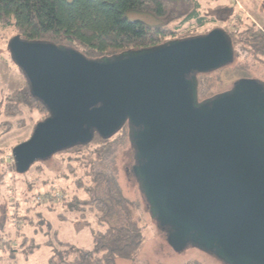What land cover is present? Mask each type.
I'll return each instance as SVG.
<instances>
[{
  "label": "water",
  "instance_id": "1",
  "mask_svg": "<svg viewBox=\"0 0 264 264\" xmlns=\"http://www.w3.org/2000/svg\"><path fill=\"white\" fill-rule=\"evenodd\" d=\"M7 50L48 113L12 148L16 172L126 125L132 174L173 251L264 264V82L198 97V76L234 60L225 29L98 58L19 34Z\"/></svg>",
  "mask_w": 264,
  "mask_h": 264
},
{
  "label": "rangeland",
  "instance_id": "2",
  "mask_svg": "<svg viewBox=\"0 0 264 264\" xmlns=\"http://www.w3.org/2000/svg\"><path fill=\"white\" fill-rule=\"evenodd\" d=\"M199 1L205 6L204 10L215 18V21H210L200 27L194 35L206 33L215 27H221L227 32L232 30L238 33L243 25H247L250 21L264 25V0H237L240 4L238 8L233 3L234 0H223L228 4L227 9L225 8L223 12L214 11L211 8L214 5L212 2ZM230 7L238 10L236 15L238 18L235 16L228 21L227 13L229 11L227 10ZM220 17L225 18L220 20ZM236 18L242 20V26L239 29ZM145 20L153 22L149 18H145ZM16 34L15 28L0 25V236L2 240H9L8 232H10L12 236H9L14 239L18 229L23 231L28 229H24L20 225V221L17 222L14 217L15 213L17 216L32 215L34 219H31L33 221V232L31 233L34 234V240L40 244V247L28 257H23L19 251V253L4 251L0 247V264H46L52 247L45 241L53 240L54 233L61 241L89 249L95 241L92 230L103 231L107 226L117 228L126 226L125 214L118 201L108 192L105 181L107 179L113 181L122 195L135 204L137 213L141 218L142 229L146 235V241L135 258H118L116 264H187L188 262L223 264L212 255L195 247L189 246L178 253L168 245L164 232L149 216L144 198L132 174L133 151L127 136L126 126L109 139L100 158L95 157V151L99 146L98 142L95 141L84 147L56 153L46 160L36 161L24 173L15 171L11 156L12 148L27 140L35 124L47 117L46 111L39 104L30 107L20 105L21 114L13 118L6 117L3 113V108L8 103V95L14 90L23 89L26 85L23 74L14 64L7 50L8 40ZM243 37L240 36V38ZM234 39L237 43L233 45L235 53L233 62L227 67L198 76L199 99L228 90L233 82L241 77L256 78L264 82V57L260 55L257 57L254 53L252 55L248 48L243 46V42L239 41V38L234 37ZM5 121L12 122L13 127L5 130V128L12 126L2 123ZM97 175L103 177V180ZM44 186L49 189L64 188L66 201L56 211L44 210L41 212L42 217H36V211L39 208L43 209V207L32 210L27 209V206L31 207L30 205L34 204L31 196L35 192L43 193ZM89 187H93L95 195L104 199L108 204V211L103 217L104 227L102 228L96 223L95 216L89 213L88 208L87 210L82 209L85 210L84 214L87 217L78 220L76 215H81L79 214L80 211L74 212L69 208L70 203H74L75 197H87L86 188ZM75 208L81 209L78 205ZM59 213H63L64 216L67 215V219L61 218ZM7 214L13 216L5 218ZM76 220L80 221L78 225L75 223ZM87 221L91 223V228L88 226L87 228L79 227Z\"/></svg>",
  "mask_w": 264,
  "mask_h": 264
},
{
  "label": "trees",
  "instance_id": "3",
  "mask_svg": "<svg viewBox=\"0 0 264 264\" xmlns=\"http://www.w3.org/2000/svg\"><path fill=\"white\" fill-rule=\"evenodd\" d=\"M207 2H212L214 5L211 8L218 12H223L228 6L223 0H206L205 3ZM233 3L237 8L240 6L237 0ZM204 7L199 0H0V25L15 28L17 34L23 39L64 44L77 49L89 58H98L125 50L155 46L177 37L192 36L200 27L210 21H215V18L209 15ZM227 11H229L228 21L235 18L238 13L236 8L231 7ZM143 17L153 22H148ZM223 18L225 17H220V20H224ZM236 24L239 29L242 26V20H237ZM227 33L233 45L237 43L234 37L239 38V41L243 42V46L247 47L252 55L264 57V25L259 26L256 22L250 21L247 25L244 24L238 33L232 30ZM243 34H246L245 37ZM8 96V103L3 108L6 117L13 118L21 114L20 105L30 107L39 104L44 108L30 95L27 83L23 89L14 90ZM44 110L47 113L45 108ZM2 123L12 125L5 130L13 127L10 121ZM122 128L119 131H122ZM109 139H102L96 134L93 140L86 145L98 142L95 157L100 158ZM99 178L103 180V177ZM105 181L109 194L118 201L125 214L127 225L120 228L107 226L103 231L92 230L95 241L89 249L61 241L54 233L53 240L45 241L52 247L46 264H116L118 258L133 259L138 255L146 241V235L142 229L137 208L132 201L122 195L113 181L110 179ZM54 189L63 194L62 202L50 201L44 206L40 203L31 205L29 203L31 207L27 206V209L36 210L43 207L45 210L56 211L61 204L65 203L66 194L64 188L61 187L49 189L46 186L45 192L51 193L56 191ZM86 191L88 192L87 197H75L74 203H70L69 208L74 212L80 211L81 215H76L77 220L87 217L84 212L88 208L89 213L95 216L96 223L102 228L108 204L104 199L95 195L93 187L86 188ZM38 194L41 193L35 192L31 198ZM76 205L81 209L75 208ZM39 209L42 210V208ZM39 209L36 211V217H42ZM58 215L67 219V215L64 216L63 213ZM11 216L13 215L10 214L9 217ZM14 217L18 223L21 222L20 225L24 229L28 228L30 232L28 234L18 229L17 242L14 239L2 240L0 236V247L10 252L19 251L28 257L40 247V244L34 240V234L31 233L33 232L31 219H34V216H17L15 213ZM77 220L75 223L78 225L80 221ZM87 226H91L88 221L79 227L87 228ZM13 242L16 247H13ZM187 264L196 263L188 262Z\"/></svg>",
  "mask_w": 264,
  "mask_h": 264
},
{
  "label": "built area",
  "instance_id": "4",
  "mask_svg": "<svg viewBox=\"0 0 264 264\" xmlns=\"http://www.w3.org/2000/svg\"><path fill=\"white\" fill-rule=\"evenodd\" d=\"M63 194L59 191L54 192H43L35 197L32 198L33 203H40L42 205L47 204L50 201L58 202L62 200Z\"/></svg>",
  "mask_w": 264,
  "mask_h": 264
},
{
  "label": "crops",
  "instance_id": "5",
  "mask_svg": "<svg viewBox=\"0 0 264 264\" xmlns=\"http://www.w3.org/2000/svg\"><path fill=\"white\" fill-rule=\"evenodd\" d=\"M240 7V6H239ZM264 12V11H263ZM262 15H263V13H262ZM263 18H264V16H263ZM264 20V19H263ZM258 24V23H257ZM259 25V24H258ZM46 186H44L43 187V189L45 188ZM43 192H45V189H44V191ZM45 209H42V210H40L41 212L42 211H44ZM9 217V214H7V217L5 216V218H8ZM18 231V230H17ZM17 231L15 232V234H16V237L14 238V240L17 242L18 241V238H19V235L17 234ZM24 231H26L28 234H29V230L27 229V230H24ZM8 234L10 235V236H12V233H10V232H8ZM8 235V237H9V239H12V237H10ZM13 236H14V234H13ZM13 247H16L15 245H14V242H13ZM4 251H6L5 249H3ZM38 250V249H37ZM16 253V252H15ZM17 253H19V252H17ZM30 256V255H29ZM23 257H25L24 255H23Z\"/></svg>",
  "mask_w": 264,
  "mask_h": 264
},
{
  "label": "flooded vegetation",
  "instance_id": "6",
  "mask_svg": "<svg viewBox=\"0 0 264 264\" xmlns=\"http://www.w3.org/2000/svg\"><path fill=\"white\" fill-rule=\"evenodd\" d=\"M259 26H260V25H259ZM125 126H126V125H125ZM125 126H124V127H125ZM126 127H127V126H126ZM127 131H128V129H127Z\"/></svg>",
  "mask_w": 264,
  "mask_h": 264
}]
</instances>
